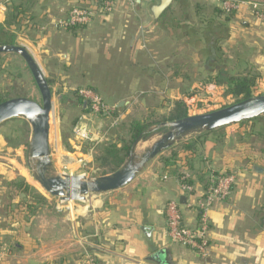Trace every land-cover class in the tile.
Returning a JSON list of instances; mask_svg holds the SVG:
<instances>
[{"label": "crops", "instance_id": "crops-1", "mask_svg": "<svg viewBox=\"0 0 264 264\" xmlns=\"http://www.w3.org/2000/svg\"><path fill=\"white\" fill-rule=\"evenodd\" d=\"M10 1L0 0V24L6 19V4ZM156 1L137 0L132 13L105 15L100 14L98 0H32L30 12L36 25L31 23L20 32L26 31L29 35L25 38L36 40L31 41L30 52L35 59L36 56L40 59L41 66L51 76L62 77L55 82L57 87L75 91L74 83H65L69 80L71 62L78 51L79 55L85 56L84 63H89L86 56L90 53L91 66L87 71H92L88 81L98 86H114L115 93L120 96L118 102H125L119 107L116 118L125 119L128 115L130 107L126 106L130 96L148 94L150 89L158 91L155 101H147L152 104L150 114L160 116L170 112L175 101H184L190 91L202 92L201 86L208 85L205 82L209 79L233 70L231 63L238 61L236 42L245 50L247 45H252L254 53L256 48L244 38L236 39L234 16L227 20V15L219 14V7L211 0H177L172 10L159 20L151 9V4ZM83 4L99 13L92 24L74 33L60 30L54 39L43 33L46 26L42 20L50 17L51 6L56 10L61 8L59 12L67 15L73 6ZM63 8L67 12H63ZM248 15L256 17L251 12ZM140 24L147 31L145 38L139 33ZM242 24L245 29L250 25L244 21ZM20 32H14L15 41L23 39ZM84 39L91 44H80ZM245 50L243 56L247 53ZM247 66L258 75V80H264L263 74L251 63ZM93 89L96 91L97 88ZM255 90L256 87L254 94ZM58 97L61 98L58 105L70 102L63 93H58ZM237 129L228 136V141L233 139L231 147L225 146V142L220 148L215 143L210 146L205 143L201 148L204 154L200 152L193 162L195 168L203 172L201 175L208 174L205 179L211 172H234L237 178L241 177L232 197L217 203L209 212L212 252L209 260L171 242L167 234L165 208L171 200L181 204L186 225L195 227L198 221L197 213L186 206L189 197L180 187L179 176L188 172L184 166L188 154L181 153L177 161L170 160L169 163L163 158L152 160L131 184L99 194L102 198L84 206L53 204V200L43 194L48 204L37 205L35 210L29 209L31 202L21 194H13L4 206L0 199V242L6 249L0 264H85L90 258H95L98 264H158L152 258L160 250L169 252V264H264V200L256 206L260 194L252 196V188H260L258 191L262 192L264 186L261 183L264 172H254L255 166L264 169V153L261 149L260 163L253 162L252 156L247 155L253 151L247 146L245 130ZM56 132L55 147L50 132L54 170L61 175L62 170H70V174L75 171L76 175L89 176L86 170L93 171V157L89 152L84 153L81 146H77V139L69 134L65 141L70 145L72 156L61 141V130ZM235 135L240 136L239 143ZM99 142L91 144L92 150H96ZM3 171L0 168L2 176ZM193 176L195 197H198L204 190L198 176ZM3 177L12 181L19 175ZM25 181L31 186L27 179ZM144 227L150 231L144 232Z\"/></svg>", "mask_w": 264, "mask_h": 264}, {"label": "rangeland", "instance_id": "rangeland-1", "mask_svg": "<svg viewBox=\"0 0 264 264\" xmlns=\"http://www.w3.org/2000/svg\"><path fill=\"white\" fill-rule=\"evenodd\" d=\"M11 2V1H10ZM144 2V1H141ZM214 4H217L216 2H214ZM84 5V4H83ZM86 5V4H85ZM217 6L219 7V5L217 4ZM136 7V3L133 5L132 4V0H114V4L113 7L110 11H102L100 12V14H105V15H121L122 12H126V13H132V8ZM220 8V7H219ZM52 9V10H51ZM50 11V17L46 18L44 21V26H46V28L44 29V34L48 35L49 37H53V39L55 38V34H59L60 30H65L64 27L60 26V22L61 21H65L68 17V14L70 12L71 9H69L68 14L66 15V13H60L62 10L60 8V10H56V8L54 6H51L49 8ZM60 11V12H59ZM63 12H67L66 8H63ZM136 13V12H135ZM234 18L236 20L235 26H234V34L236 36V39H240V38H244V41L249 42L250 44H254L253 47L256 48L255 49V53L251 50L252 45H247V49L245 50L243 46L238 45L236 42L235 47L237 48V54L236 57L243 55V51H247L246 53V57L245 60H248V63L252 64V66L254 67V69L257 72H261L264 76V22L256 19V17H251L250 15H248L250 12L249 10H247L246 8H239L237 11H234ZM99 14V13H95V16ZM138 15H141L143 13H137ZM225 15L229 16V13L224 12ZM232 14V13H231ZM248 22L249 27L247 29L244 28V25L242 24V22ZM41 21L39 20V23ZM92 22H90L89 24L85 25V26H89L90 24H92ZM139 33L141 35V38L146 36L147 31L144 28V26L142 24L139 25ZM19 33V32H18ZM21 33V32H20ZM22 34V40H16L15 41V45L18 46H24V47H28L27 49L29 51H31L30 49H32V47L30 46L31 41H36L33 38L32 39H28L25 38L24 36H26L27 34L29 35L28 32L24 31L21 33ZM89 36V35H88ZM90 39V38H89ZM25 40V41H24ZM28 40V41H27ZM85 41H80V44H84L85 42H87L88 44H91V42L88 41V39H84ZM32 53V52H31ZM251 54L252 55L248 56L247 54ZM37 55V54H35ZM89 63H84V58L85 56L83 54L79 55L78 51L75 52L74 55V59L71 62L70 65V70L68 72L69 75V80H67L65 83H74L76 85L73 84L72 88H75V91H70V90H64L63 87H57L55 85V82L58 80H61V76L58 75L57 77L51 76L50 73H48V71H46V68H43L40 64V59L36 56V60L37 62L40 64L41 68L43 69L45 76L47 77V79H49V82L52 84L50 85L51 90L54 94V102H55V110L53 112V114L51 115V142H52V146L55 147V136H56V131L61 130L62 132V143L64 145V147L66 148L67 151H69L70 153H72V150L70 149V145L65 141L66 138L69 136V134L72 135V137L75 139H77V146H81V150L84 153L89 152V154L91 155V157H95V153L96 150H92V143H96L99 142L98 140H100L99 145L107 142L105 139L107 138H111V139H116L117 136H119V132H121L122 128L118 127L119 125H122L123 123L127 124L129 122V120H133V119H143L146 117H149L150 115V108L152 107L151 103H148V99H151L152 101H155L156 98V94L158 93V91L156 89H150L148 94H146V92L143 94H137L135 97H129L128 99H125V101H129V105L126 106L130 107L129 108V113L128 115H126L125 119H121V118H113L112 114L113 111L117 108V105L119 104L118 100H119V95H117L115 93V87L110 85V86H98V85H94L93 83H91L90 81H88L87 78L89 73L92 71H87V68H90L91 66V54L89 53ZM7 58V57H6ZM39 60H38V59ZM56 60V57H55ZM230 60H232V58H230ZM6 64V70L5 71V76L6 78L8 77V79L6 81H3L5 79V77L3 75H0V83L3 85L5 82L9 83L12 81V85L13 84L16 86V89L18 90V92L22 95H25L26 97L33 99L39 103H41V95L38 91V89L35 87V85L33 84L32 81V76L29 72V70L27 69L26 64L24 63V61L16 56V55H12L9 57V59L7 58L5 61ZM64 66V65H63ZM73 67V68H72ZM72 68V69H71ZM74 69V70H73ZM93 72L95 73V70H93ZM259 72V73H260ZM18 74H21L22 77H18L19 80L14 82V79L16 80ZM24 80H26L24 82ZM262 80V81H261ZM258 80V84L256 83V90L254 96H264V80L261 79ZM14 82V83H13ZM0 84V85H1ZM91 86V87H90ZM97 88L96 89V93L98 94L99 98L102 100L103 104H105L106 106L110 107V108H114V110L112 112H109L107 114H96L94 112H88L85 113V111L87 109H91L90 105L87 104L86 106L80 104L77 100V95L74 94L75 92H78L80 94L81 90H87L89 88ZM10 88V87H9ZM153 92V93H152ZM218 92H222V91H218ZM58 93H63L64 96L70 100V102H66V103H61V105H58L57 101H56V96ZM203 95L205 96V93H203ZM148 96V97H146ZM153 96V97H152ZM222 96L225 99V102L223 104L217 103V104H213L212 103H208L209 106L203 105L202 103H200L198 105V109L193 111V114H189V115H198V114H205V113H209V112H213L219 109H222L224 107L230 106L232 104H235V99L232 96H225L224 95V90H223V94ZM225 97H229L230 99H226ZM208 98V96H207ZM220 98V97H218ZM146 99V100H143ZM205 99V98H204ZM131 100L133 102H131ZM135 100V101H134ZM72 101V102H71ZM120 101V100H119ZM144 101V102H142ZM207 101V100H206ZM85 104V103H84ZM107 117V119H105ZM130 117V118H128ZM244 124H237V125H232L229 127H226L224 129H222L221 131L217 132V133H213V134H208L207 135V139H206V144L208 143V146L212 145L213 143H215L216 147H223L230 145V147L233 145V139L232 141H228V136L229 135H233V132H235L237 129V127L245 130V134L247 135V146L253 151L248 153L247 155H251L253 162L255 163H260L261 162V156H263L260 152L261 149H263V153H264V138L259 137L256 133L258 131V124L255 126V124L253 122H247ZM28 124V122H27ZM19 126L22 127L21 124H17V123H7L5 122L4 124H2L0 126V168L3 171V174L8 176V174H17V176L19 175L20 178L24 179V180H28L31 184V186L40 194H43L44 196H46L49 199L53 200V204H66L65 202H62L61 199L59 198H54L52 196H50L47 192H45L44 189L41 188V186L39 185V183L36 181L35 177H34V173H35V167L33 165V162L30 161L29 159V145L26 146L24 143L25 142H29L30 144V140H31V135H32V130H31V126L28 124V132H27V137L25 139V141L23 142V144L20 147L14 148L13 144H10L9 142H7V139H12V141L15 143L17 141L23 140L19 137L17 138V136H19V133H16L15 129H18ZM154 128V127H152ZM75 130L77 131H85L87 137L85 139H82L80 137H78L75 133ZM166 130H161L155 133H152L146 140H141V142H139V144L136 147V155L139 158L147 149H149L151 147V145L157 141L160 136L165 132ZM123 135V134H122ZM198 136V135H195ZM236 136V141L237 143H239L240 140V136L239 135H235ZM7 138V139H6ZM99 138V139H98ZM192 138V137H190ZM189 138V139H190ZM187 139V140H189ZM225 142V143H224ZM227 142V143H226ZM224 143V145H223ZM203 151V150H202ZM201 152V151H200ZM202 153V152H201ZM170 153L169 151H166L162 154H160L159 156H157L156 158H164L166 156H168ZM204 154V153H202ZM72 156L73 153L71 154ZM204 156V155H203ZM155 158V159H156ZM88 158H86L87 160ZM153 159V160H155ZM263 161H264V156L262 157ZM89 160V159H88ZM151 162V161H150ZM83 164H85L86 162L83 161ZM254 163V164H255ZM95 164V163H94ZM88 166V163H87ZM92 168V166H91ZM264 170V169H263ZM88 173H90L89 176H85L88 178H96V175H98L96 167H93V171H91L90 169L86 170ZM75 171H72L70 174V170H62V174L66 173L68 175H76L74 173ZM218 174H237L234 172L231 173H218ZM3 175V176H4ZM2 176V175H0ZM25 176V177H23ZM240 176V175H239ZM238 176V177H239ZM18 177V178H19ZM1 178V177H0ZM4 178V177H3ZM239 179H241V177L235 179L234 185H233V189H232V193L230 195V197L228 199H230L232 197V194L234 192V189L237 187H239L238 184H240ZM261 183H264V181H262ZM256 185L258 187V182H256ZM1 186V185H0ZM250 187H251V183H250ZM249 187V190H250ZM2 190L0 189V199L2 200V205L4 206V204L6 205L8 203L7 200V196H6V189H3V187H1ZM247 188V187H245ZM244 188V189H245ZM262 192L260 191V188H252V190H254L252 193V196H256L257 194H260L257 196L256 198V206L257 202H261L264 200V186H262ZM259 190V191H258ZM3 192V193H2ZM100 198H102L101 195H93L90 196L86 199V203L83 202H67L70 203L71 206H84L87 203H93L95 201H98ZM227 201V200H226ZM226 201H222V202H217V203H223ZM215 203V205L217 204ZM214 205V206H215ZM66 206V205H65ZM213 206V207H214ZM190 211H194V210H190ZM210 234V229L208 232V237ZM210 240V237H209ZM181 246V245H180ZM184 247V246H183ZM188 250L192 251L193 253L198 254L197 252H195L194 250L185 247ZM210 251H211V244H210ZM199 255V254H198ZM212 256V252L209 255V258H203L201 257L203 260L207 261L210 259V257Z\"/></svg>", "mask_w": 264, "mask_h": 264}, {"label": "water", "instance_id": "water-1", "mask_svg": "<svg viewBox=\"0 0 264 264\" xmlns=\"http://www.w3.org/2000/svg\"><path fill=\"white\" fill-rule=\"evenodd\" d=\"M257 1L264 2V0ZM0 54H14L24 61L42 100L39 103L30 98H14L1 103L0 126L17 118L28 122L32 130L29 159L35 167L34 177L45 192L65 203L85 202L90 196L125 188L135 180L150 161L190 137L264 116V96H254L213 112L189 115L186 118L152 128L151 133L166 131L139 158L135 150L142 137L138 138L128 160L120 169L111 174L96 178H88L85 175H61L54 170L51 159V115L55 110V102L43 69L33 54L24 46L0 45ZM56 100L60 103L61 98L58 97ZM123 105L125 102L119 103L117 107ZM254 172L263 173L264 170L255 166ZM149 229L142 228L144 232L150 231ZM152 260L158 264H169V252L160 250Z\"/></svg>", "mask_w": 264, "mask_h": 264}, {"label": "trees", "instance_id": "trees-1", "mask_svg": "<svg viewBox=\"0 0 264 264\" xmlns=\"http://www.w3.org/2000/svg\"><path fill=\"white\" fill-rule=\"evenodd\" d=\"M31 1L32 0H11L9 4H6V19L3 24H0V45H15L14 32H20L23 27H28L29 24L31 25V23L33 26L36 25L35 18L30 12ZM108 1L114 0H98V3L102 4ZM176 1L177 0H157L156 2L152 3L151 9L155 18L159 20L169 11H171L173 4ZM218 12L219 14H224V11H222L220 8ZM233 16L234 13L230 14V16H227V20L233 18ZM82 27L84 26H67L65 31L74 33L77 29ZM12 55L14 54H0V75L5 77L3 81L8 79V77L6 78L5 76V71H7L5 69V61ZM237 60V62H233L230 65L231 68L233 67V70L230 72L225 71L224 73H221L205 82L206 84L212 83L223 87L224 95L232 96L235 99V103L254 97V89L258 80V75L248 69V62H246L245 56L240 55L237 57ZM18 77L20 78L22 75L18 74L16 80L14 79V82L19 80ZM12 81L10 84L8 82H5L3 85L0 83V104L14 98H28L25 95L20 94L14 84L13 86H10L12 85ZM25 81L26 80H24V82ZM32 81L37 88L35 81L33 79ZM89 89L94 90L93 88ZM195 93L196 92L190 91L188 96H191ZM74 94L77 95L78 102L84 105V98L78 92H75ZM120 109L121 108H116L113 111V118L118 116ZM88 112H91V109H87L85 111V113ZM188 116L189 112L185 102L183 100H177L174 102L172 109L167 114L160 116L150 114L149 118L133 119L129 120L127 124L123 123L122 125H119L118 127L122 128L121 132L118 133L119 136H117L116 139L110 138L109 141L98 145L96 148L94 157L95 167L98 173L96 177L108 175L120 169L128 160L130 153L133 151V145L135 141L140 137H142V140H146L152 134L150 132L152 127H157L163 123L180 120ZM247 122H253L255 126L258 124L259 128L256 134L259 137L264 138V116ZM7 123H17L22 125V127L19 126V128L15 129V131L16 133H19L17 138L20 137L22 139L23 137V140L14 143L11 138H6L7 142L14 145V148L20 147L27 137V121L17 118L9 120ZM244 123L246 122H242L240 124ZM222 129L224 128L217 129L210 133L193 136L189 140L181 142L180 144L167 150L170 153V157H165L163 160L167 163H169L170 160L177 161L181 153H187L188 155L185 157L186 164L184 166L187 168L190 177L186 182L190 186H196V180H194L193 175H197L199 183L202 185L203 190L206 191L209 188L211 178L213 175H215V173L211 172L209 178L205 179V176L208 174L201 175L203 172L197 170L193 162L196 157L201 155L200 151L206 143L207 135L217 133ZM24 144L28 146L29 142H25ZM0 177V189L2 190L1 187L6 189L4 191H6L7 199H10L13 194H21L25 198H28L29 202H31V204H28L29 209L31 210H35L37 205L48 204L47 199L37 192L32 186H30L24 179L19 177L15 180L7 181L3 178V176ZM179 177H181V175ZM93 259L95 263L98 264L95 258ZM85 264H90L88 259Z\"/></svg>", "mask_w": 264, "mask_h": 264}, {"label": "built area", "instance_id": "built-area-1", "mask_svg": "<svg viewBox=\"0 0 264 264\" xmlns=\"http://www.w3.org/2000/svg\"><path fill=\"white\" fill-rule=\"evenodd\" d=\"M137 0H132L134 5ZM144 2H153L155 0H140ZM216 2L220 9L226 13H233L239 8H246L259 20L264 21V2L257 0H211ZM114 1H108L101 4L102 11H110L113 7ZM95 10L90 7L73 6L65 21L60 22V26L66 28L67 26H85L92 22L95 16ZM202 92H196L191 96L185 97V104L187 105L189 114L198 109V105L209 106L208 103L223 104L225 102L223 94V87L208 84L201 86ZM222 91V92H218ZM205 93V96L203 95ZM80 95L84 98V102L90 105L91 111L96 114H107L112 112L114 108H110L103 104L98 94L92 90H81ZM208 96V98H207ZM220 97V98H218ZM205 98V99H204ZM230 99L229 97H225ZM207 100V101H206ZM75 133L78 137L85 139L87 137L85 131H77ZM190 177L188 172H183L179 178L181 190L189 197L186 206L189 210H194L198 215L197 225L195 227L188 226L184 223L182 206L177 200H171L167 203L165 208V216L167 223V234L171 242L188 247L199 254L203 258H209L210 240L208 232L210 229L209 212L217 202L228 200L232 193L233 185L236 179L235 174H215L212 176L210 186L206 191L195 197L196 188L190 186L186 181ZM166 178V177H165ZM3 248L0 242V263L3 259V253L6 249ZM90 264H96L93 258L89 259Z\"/></svg>", "mask_w": 264, "mask_h": 264}]
</instances>
